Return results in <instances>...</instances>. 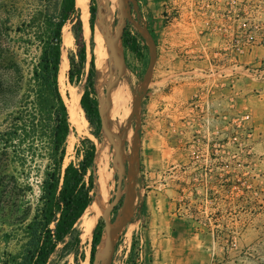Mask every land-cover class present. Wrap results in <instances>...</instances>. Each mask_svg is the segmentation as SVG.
<instances>
[{"label": "rangeland", "instance_id": "1", "mask_svg": "<svg viewBox=\"0 0 264 264\" xmlns=\"http://www.w3.org/2000/svg\"><path fill=\"white\" fill-rule=\"evenodd\" d=\"M60 1L0 0V15L9 20L12 46L26 75L40 50L25 24L37 9L56 11ZM137 1L158 46L152 83L137 115L142 135L141 213L147 192L169 190V198L193 228V264H264V0ZM90 3L96 8L111 5L110 0ZM113 19L115 26L117 7ZM207 19L211 27L205 24ZM137 22L133 11L125 31L138 37L140 51L125 47L127 76L120 81L131 84L133 94L139 92V81L150 62ZM75 25L74 17L66 24L74 33V45L66 53L69 62L74 57L79 63L80 46L87 43V61L78 80L71 83L67 75L60 82L66 102L68 88L82 94L88 87L91 47H96L95 32L86 31L82 21L83 37L77 39ZM235 43L240 47L237 52L233 51ZM98 77L96 65L93 96L97 100ZM131 100L132 91L128 110ZM19 104L20 97L0 99V131L9 125L10 115L16 112L12 110ZM83 114L87 123L82 127L70 120L64 166L78 164L95 146L93 167L99 181L103 179L108 186L106 194L115 203V216L124 196L126 170L115 148L102 145L101 122L91 124ZM127 145L131 150L128 140ZM47 161L46 156L38 157L29 177H19L20 184L31 185L27 189L16 188L17 181L1 177L4 171L12 173L16 164L7 170L0 164V264H14L13 257L24 251L23 227L34 215ZM140 216L136 214L134 225L130 223L121 237L113 264L137 262ZM83 220L77 225L81 242L60 244L52 264H90L94 230L98 225L104 228V218L98 215L86 238Z\"/></svg>", "mask_w": 264, "mask_h": 264}, {"label": "trees", "instance_id": "2", "mask_svg": "<svg viewBox=\"0 0 264 264\" xmlns=\"http://www.w3.org/2000/svg\"><path fill=\"white\" fill-rule=\"evenodd\" d=\"M90 12V27L94 34L97 8L91 3ZM73 17L77 23L74 27L76 38L81 39L83 19L77 0H61L56 11L45 7L31 15L25 25L31 30L30 40L39 46L40 54L26 75L12 46L9 20L0 15V99L7 101L20 97L19 106L12 110L16 112L10 115L9 125L0 131V164L6 166V170L13 163L16 167L12 173L4 171L1 177L17 181L16 188H31L29 184H20L19 177H29L36 168L38 157L46 156L48 160L34 215L23 227L24 251L13 257L14 264H52L51 258L60 244L80 243L77 225L95 197V146L78 164L70 162L64 166L71 121L59 74L63 28ZM124 43L133 52L140 51L138 37L129 31H125ZM87 50V43L80 46L79 63L71 58L67 74L71 83L80 78L82 66L87 61ZM95 70L96 55L92 46L88 87L80 100L91 124L101 122L98 100L93 96ZM102 231L100 225L94 230L90 264H93Z\"/></svg>", "mask_w": 264, "mask_h": 264}, {"label": "water", "instance_id": "3", "mask_svg": "<svg viewBox=\"0 0 264 264\" xmlns=\"http://www.w3.org/2000/svg\"><path fill=\"white\" fill-rule=\"evenodd\" d=\"M116 2L117 21L114 28L111 32L100 31L106 43V58L104 66L99 73L97 92L98 109L101 119L102 145L108 143L115 148L122 168L124 171L126 170V183L121 204L115 216H113L115 203L103 194L100 181L95 171L97 187L94 200L100 206L101 215L104 218V228L96 244L93 264L114 263L115 252L119 241L139 210V185L142 172V135L137 127V115L139 106L152 83L154 70L158 61V46L147 23L143 21L144 17L140 12L138 1L116 0ZM105 8L103 6L97 8L95 31L98 30L99 16ZM133 11L137 13L138 22L136 25L139 33L145 39L149 48L150 62L141 81H139V92L133 95L128 113L125 117L127 137L125 140H119L113 135L111 130L113 98L118 85L119 71L125 61V29L131 19ZM127 140L131 145V150H129ZM100 152V149L97 150L98 156L95 161L99 159Z\"/></svg>", "mask_w": 264, "mask_h": 264}, {"label": "bare ground", "instance_id": "4", "mask_svg": "<svg viewBox=\"0 0 264 264\" xmlns=\"http://www.w3.org/2000/svg\"><path fill=\"white\" fill-rule=\"evenodd\" d=\"M111 5H107L105 9H103L102 14L99 16V25L98 30L95 31V42L96 47L94 48V52L96 55V65L98 67V72L103 68L106 58V43L101 36L100 31L111 32L114 27V19L113 15L115 14V10L117 7L116 0H110ZM107 4V3H106ZM77 5L81 12V17L84 21L85 30L89 32L90 28V0H77ZM74 45V34L72 30L66 25L63 28V52L61 58V66H60V74L59 80L63 82L64 79L67 78V72L70 66L69 57L66 53V48H72ZM127 76L126 69L121 66L119 71V79L117 89L113 98V116L118 118V121L112 120L111 130L113 135L119 140H125L127 137V131L124 127L123 123L124 118L128 113V108L126 109L128 99L131 96L133 98V87L131 84L120 82ZM130 85V86H129ZM81 92H79L76 88L69 89L68 88V108L70 113V120L73 123H76L79 126H84L87 123V120L84 116V108L81 105ZM129 105V104H128ZM126 109V111H124ZM117 115L119 117H117ZM132 153V152H131ZM109 178V177H108ZM100 185L102 192L105 196H107L108 186L106 182L102 179L100 180ZM111 188V187H110ZM142 192H139V200H141ZM101 214V209L96 200H94L91 205L87 208L85 213L83 214V237H88L94 230L96 222L98 221V215ZM133 224V223H131ZM134 225V224H133Z\"/></svg>", "mask_w": 264, "mask_h": 264}, {"label": "crops", "instance_id": "5", "mask_svg": "<svg viewBox=\"0 0 264 264\" xmlns=\"http://www.w3.org/2000/svg\"><path fill=\"white\" fill-rule=\"evenodd\" d=\"M167 192L150 190L141 205L148 219L144 264H193L192 225Z\"/></svg>", "mask_w": 264, "mask_h": 264}, {"label": "built area", "instance_id": "6", "mask_svg": "<svg viewBox=\"0 0 264 264\" xmlns=\"http://www.w3.org/2000/svg\"><path fill=\"white\" fill-rule=\"evenodd\" d=\"M205 24L208 25L209 27L212 26L211 21L209 19H207L205 21ZM239 50H240V47L235 43L233 45V51L237 52ZM138 213H140L141 216H140L139 226L137 227L136 234L139 236L138 239H139L140 245H139V252L137 255V262L135 264H144L145 263V254H144V251L142 248V244L144 242L143 233H144V230H146V228H147V220L145 219L144 221H142L144 219L145 215H144L143 211L141 213V207H139Z\"/></svg>", "mask_w": 264, "mask_h": 264}, {"label": "flooded vegetation", "instance_id": "7", "mask_svg": "<svg viewBox=\"0 0 264 264\" xmlns=\"http://www.w3.org/2000/svg\"><path fill=\"white\" fill-rule=\"evenodd\" d=\"M122 201V200H121ZM120 204H121V202H120ZM119 208V207H118ZM118 208H117V210H118Z\"/></svg>", "mask_w": 264, "mask_h": 264}]
</instances>
